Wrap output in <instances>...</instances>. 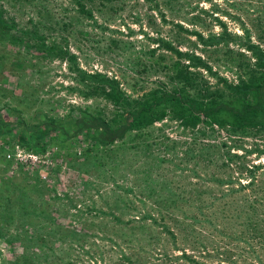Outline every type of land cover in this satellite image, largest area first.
<instances>
[{
    "label": "trees",
    "instance_id": "obj_1",
    "mask_svg": "<svg viewBox=\"0 0 264 264\" xmlns=\"http://www.w3.org/2000/svg\"><path fill=\"white\" fill-rule=\"evenodd\" d=\"M114 1L72 0L76 11L87 19H94L92 4L107 6ZM39 23L30 19L20 25L0 0V74L7 61L27 64L37 57L66 61L75 82L68 90L85 100H101L103 106L68 104L65 113L59 114L61 100L41 97L43 90L38 86H29L28 91L21 80L17 83L20 94L15 95L12 89L3 88L5 79L1 78L0 138L8 136L7 144H18L40 155L54 147L64 149L69 167L110 186L105 194H111V204L105 211L90 196H83L80 203L71 202L68 193L52 199L45 190L57 191L40 178L39 170L28 177L26 186L18 176L1 177L0 237L7 248L13 251L17 245L25 264H76L70 256H75L76 248L86 246V237L91 235L87 229L97 227L96 231L105 233L103 215H110L114 223L130 222L123 220L132 202L128 193L137 188L141 190L142 209L136 219L158 223L180 253L171 255L166 245L160 244L156 254L160 259L151 263L145 256L152 250L145 245L122 253L126 263L170 264L173 260L176 264H221L224 259L232 264H264V160L248 157L259 156L264 149L246 145L249 140H264V38L263 44L253 42L248 29L240 36L228 32L223 22L219 33L205 36L191 32L196 35V44L224 54L234 79L221 74L208 58L192 49L180 50L163 38L152 39L174 57L168 63L161 54L154 59L152 68L162 71L165 80L133 96L116 77L81 67L64 38L49 39ZM175 26L183 29L179 23ZM155 52L156 48L151 50ZM28 99L29 104H22ZM33 107L31 117L37 121L29 123L26 115ZM170 123L184 135H191L185 150L179 151L178 141L164 132L163 126ZM220 132L225 137L212 138ZM79 136L86 141L80 153L71 151ZM3 150L0 146V154ZM3 157L4 153V164L9 162ZM189 163L194 181L181 171L182 165ZM156 169L159 172L155 175ZM128 176L141 183L126 185ZM84 184L95 187L100 195L96 181ZM68 218L82 220L81 227L69 228L63 221ZM179 236L190 248L201 250L202 260L177 245ZM82 251L89 253L88 249ZM245 254L250 255L248 261ZM213 257L223 259L217 263L205 260ZM238 257H244L242 263ZM7 263L20 262L15 258Z\"/></svg>",
    "mask_w": 264,
    "mask_h": 264
},
{
    "label": "rangeland",
    "instance_id": "obj_2",
    "mask_svg": "<svg viewBox=\"0 0 264 264\" xmlns=\"http://www.w3.org/2000/svg\"><path fill=\"white\" fill-rule=\"evenodd\" d=\"M3 3L8 14L13 16L20 25H26L30 19L40 22V31L49 39L63 40L62 38H64L63 41H66L70 51L78 56L81 67L88 71L99 70L109 76L116 77L120 80L122 88L133 96L141 94L160 80H165L162 71L152 68L151 64L154 59H157L161 54L164 63H168L174 57L170 50L159 49L157 42L152 39L163 38L172 42L180 50L192 49L196 54L208 58L221 74L229 79H234V72L227 67L230 65L228 62L225 63L224 54L221 52L214 54L213 48H203L200 44H196V35L191 32L196 30L205 36L210 33H219L223 29L220 22H223L228 32L240 36L245 33L244 28L248 29L253 42L263 44L261 40L264 38V0H115L107 6L92 4L94 19L81 17L82 15L76 11L72 0H3ZM55 21L56 24L53 23ZM64 22L68 23V26L63 27ZM176 23L181 24L183 29H178L175 26ZM155 48L156 52L151 53V50ZM21 53L24 54V50ZM27 57L32 58L30 55ZM2 70L0 79H5L3 88L12 89L14 94L18 95L20 88L17 83L20 80L26 85L28 91L30 90L29 86L31 88V85L38 86L43 90L39 92L41 97L51 96L53 99L62 101V104L57 107L59 114L65 113L68 104L103 106L101 100L96 103L93 98L85 100L77 92L68 90L67 87L75 82L72 79L73 74L67 68L66 61L49 62L38 57L33 58L27 64L7 61ZM0 97L4 99V96ZM25 103L29 104L30 100L28 99L22 104ZM33 110L34 107L26 115L29 123L37 121L31 117ZM199 128L202 130L203 126L200 125ZM163 130L168 136L178 141L179 151L185 150V146H188L191 141V135H184L182 129L174 123L163 126ZM223 137H225L223 132L214 133L212 136L217 140H221ZM8 138V136L0 138V146L4 147L0 154V178L18 176V180L22 181L23 186H26L29 184L28 177L39 170L40 178L57 191L54 194L49 188L45 190L52 199L54 195L60 198L64 193H68L71 202L80 203L83 196H90L97 201L98 207L109 211L111 194L108 195L105 192L109 191L110 186L103 181L94 180V177L88 176L82 170L69 167V158L64 155V149L54 147L40 155L25 151L18 144H7ZM198 139L203 141L204 137L199 136ZM77 142V146L71 144V151L80 153L81 149L86 146V141L79 136ZM246 145L264 149V140H249ZM17 147L24 153L36 155L40 161L25 163L15 160L13 154ZM58 150L59 153H55ZM3 153V159L9 160L6 164L2 160ZM8 154L11 157H8ZM248 157L252 161H263L264 153L259 156L251 154ZM142 159L143 157L140 161ZM186 166L182 165L181 167L183 175L188 176V180L194 181L191 177L192 174L188 171L192 167V163ZM174 170L177 174L180 171L179 169ZM158 172L159 169H156L155 175ZM120 176L123 177V174ZM177 178L176 180H178ZM91 180L97 182L101 196L97 195L95 187L84 184ZM135 181L141 183V180L137 181L135 177L128 176L125 184L132 185ZM140 192L141 190L135 188V192L128 193V198L132 202L127 207V213L123 220H130V222L127 224L114 223L111 216L106 214L101 217L106 223V226L103 227L105 233L96 231L97 227L87 229L91 235L86 237V246L83 249L76 248L75 256H70L74 263L128 264L123 261L121 254H129L133 249L145 245L146 248L150 247L152 250L147 253L149 256H145V259L150 260L151 263L160 259L159 255H156L161 248L160 244L166 245L165 248L171 255L180 253L171 245L170 239H167V234L162 232L158 223H140L136 219V215L140 216L138 210L142 209L138 195ZM63 221L70 224L69 228L74 230L82 225V220L80 223L79 220L75 219L74 221L70 218ZM95 221L97 220L95 219ZM174 230L178 234L175 228ZM177 245L184 246L189 255L202 260L201 250L190 248L181 240V236L177 240ZM16 247L13 251L7 248L6 242L0 237V264H8L7 261H12L15 258H18L19 264H25L21 262L22 250L17 245ZM145 247H143L144 251H146ZM85 249H88L89 253L82 251ZM144 253L146 254V252ZM244 257H248L245 258L248 261L250 255L245 254ZM244 257H238L237 261L242 263ZM221 259L223 258L213 257L205 260L217 263ZM169 263L176 264L173 260H170ZM219 263L232 264L224 259Z\"/></svg>",
    "mask_w": 264,
    "mask_h": 264
},
{
    "label": "built area",
    "instance_id": "obj_3",
    "mask_svg": "<svg viewBox=\"0 0 264 264\" xmlns=\"http://www.w3.org/2000/svg\"><path fill=\"white\" fill-rule=\"evenodd\" d=\"M8 157H11L10 154L7 155ZM13 157L15 158V160L17 161H20V162H36V161H40L39 159H37V156L34 155V154H27V153H24L22 149H19L17 147V149L15 150L14 154H13Z\"/></svg>",
    "mask_w": 264,
    "mask_h": 264
}]
</instances>
